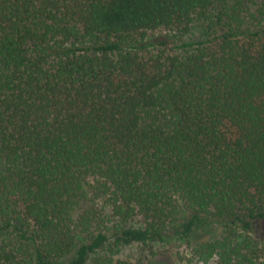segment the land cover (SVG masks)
<instances>
[{"label":"trees","instance_id":"16d2710c","mask_svg":"<svg viewBox=\"0 0 264 264\" xmlns=\"http://www.w3.org/2000/svg\"><path fill=\"white\" fill-rule=\"evenodd\" d=\"M264 264V0H0V264Z\"/></svg>","mask_w":264,"mask_h":264},{"label":"rangeland","instance_id":"374dc122","mask_svg":"<svg viewBox=\"0 0 264 264\" xmlns=\"http://www.w3.org/2000/svg\"><path fill=\"white\" fill-rule=\"evenodd\" d=\"M190 249L184 240L174 239L167 243H151L148 246L125 247L119 258L129 264H186ZM87 264H95V258Z\"/></svg>","mask_w":264,"mask_h":264}]
</instances>
